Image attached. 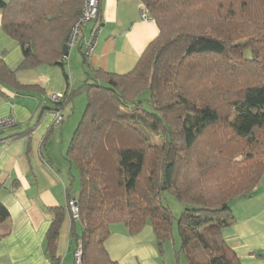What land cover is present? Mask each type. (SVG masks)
<instances>
[{
	"label": "trees",
	"instance_id": "trees-1",
	"mask_svg": "<svg viewBox=\"0 0 264 264\" xmlns=\"http://www.w3.org/2000/svg\"><path fill=\"white\" fill-rule=\"evenodd\" d=\"M139 1L158 33L134 67L122 74L93 68L78 45L84 78L75 88L64 65L84 0L0 1L2 30L22 53L14 70L0 59V85L42 93L21 84L15 70L58 65L66 88L49 109L86 93L64 156L70 183L78 180L70 238L82 244L81 264H117L104 247L117 222L131 234L150 224L162 252L174 240L165 191L185 206L177 264L180 255L187 264H241L220 229L233 219L230 203L251 196L264 176V0ZM101 6L98 0V22ZM70 197L50 210L48 264H60L57 239ZM8 217L0 202V224ZM215 220L224 223L212 229Z\"/></svg>",
	"mask_w": 264,
	"mask_h": 264
},
{
	"label": "crops",
	"instance_id": "crops-1",
	"mask_svg": "<svg viewBox=\"0 0 264 264\" xmlns=\"http://www.w3.org/2000/svg\"><path fill=\"white\" fill-rule=\"evenodd\" d=\"M101 8L96 43L87 59L93 68L126 73L157 35V25L142 18L144 7L139 0H102ZM1 13L0 10V59L14 70L22 53L3 32ZM15 77L21 84L38 85L44 92L17 91L0 85L7 96L0 95V118L14 120L0 131V202L9 212L7 220L0 224V233L4 234L0 237V264H48L45 235L52 218L50 210L66 205L67 192L71 197L78 194V185L67 177L64 160L74 124L65 131L70 122L66 106L60 109L64 116L60 125L53 123L54 112L49 109L53 105L50 95L65 90L66 78L60 66L47 64L15 70ZM230 207L233 219L220 229L224 239L241 264H264V176L251 196L236 197ZM223 223L215 220L209 227L215 229ZM70 227L67 212L57 239L60 264H74L76 246L70 238ZM75 228L81 231L80 223ZM177 244L166 241L160 252L150 224L131 234L123 222H117L110 225L104 247L117 264H177Z\"/></svg>",
	"mask_w": 264,
	"mask_h": 264
},
{
	"label": "built area",
	"instance_id": "built-area-1",
	"mask_svg": "<svg viewBox=\"0 0 264 264\" xmlns=\"http://www.w3.org/2000/svg\"><path fill=\"white\" fill-rule=\"evenodd\" d=\"M98 0H84L81 14L77 22L73 25L71 34L67 41V46L70 47L73 45H80L83 48L86 56H89L93 50V47L96 43L97 33L99 31V22L97 21L98 15ZM142 18L146 19L145 10L142 12ZM88 25H91L89 30L86 31ZM63 93H53L51 94V102H57L61 100ZM64 116L60 110L54 111V120L55 125L62 124ZM14 124V120L11 117L0 118V129ZM1 142V141H0ZM68 206L70 208L71 217L74 220L79 219V211L77 205L76 197H70L68 201ZM81 254H82V244L78 242L76 249L74 250V264H81Z\"/></svg>",
	"mask_w": 264,
	"mask_h": 264
},
{
	"label": "rangeland",
	"instance_id": "rangeland-1",
	"mask_svg": "<svg viewBox=\"0 0 264 264\" xmlns=\"http://www.w3.org/2000/svg\"><path fill=\"white\" fill-rule=\"evenodd\" d=\"M66 64L65 66V71L68 74L69 77V82L74 88L80 85L83 81V64H82V56L77 48V45H73L70 47L68 51V55L66 57ZM60 93V92H59ZM51 97V95H50ZM49 97V99H50ZM86 93L85 92H77L71 99L70 102L66 104V107L64 111L66 112L67 118H70V122H68L67 126L65 127V131H69V128L71 127V124L73 125V129L70 131L69 137L71 135V132L75 130L81 116L83 113V110L86 105ZM231 117V116H230ZM66 118V119H67ZM67 141L64 139V142ZM61 146V144H59ZM66 148V147H65ZM66 151V149H65ZM77 178V177H76ZM78 185V180H76V186ZM161 202L163 205L168 206L170 210L172 211L174 217L173 225V239L175 243H178L180 238L178 235V230H177V218L180 216L182 211L184 210V204L181 203L173 194L171 191H165L161 195ZM201 258H204L203 255L200 256ZM180 264H187L185 258L183 255L180 256L179 259Z\"/></svg>",
	"mask_w": 264,
	"mask_h": 264
},
{
	"label": "water",
	"instance_id": "water-1",
	"mask_svg": "<svg viewBox=\"0 0 264 264\" xmlns=\"http://www.w3.org/2000/svg\"><path fill=\"white\" fill-rule=\"evenodd\" d=\"M66 55H67V53L64 54V56H66Z\"/></svg>",
	"mask_w": 264,
	"mask_h": 264
}]
</instances>
